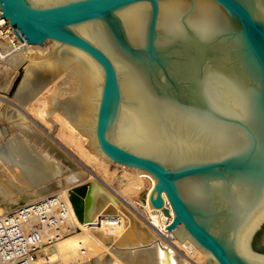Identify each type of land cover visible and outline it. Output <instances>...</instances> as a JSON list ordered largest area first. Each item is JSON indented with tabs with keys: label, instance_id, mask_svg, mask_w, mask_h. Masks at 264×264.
Returning a JSON list of instances; mask_svg holds the SVG:
<instances>
[{
	"label": "water",
	"instance_id": "water-1",
	"mask_svg": "<svg viewBox=\"0 0 264 264\" xmlns=\"http://www.w3.org/2000/svg\"><path fill=\"white\" fill-rule=\"evenodd\" d=\"M259 6L264 0H0L21 41L53 39L100 63V150L154 176L150 199L172 217L166 228L181 225L173 233L204 250L206 264H253L235 237L264 204ZM85 189L70 191L80 220ZM253 246L264 253V224Z\"/></svg>",
	"mask_w": 264,
	"mask_h": 264
},
{
	"label": "bare ground",
	"instance_id": "bare-ground-1",
	"mask_svg": "<svg viewBox=\"0 0 264 264\" xmlns=\"http://www.w3.org/2000/svg\"><path fill=\"white\" fill-rule=\"evenodd\" d=\"M258 8L264 17V7ZM22 42H8L0 52V214L56 192L66 200L73 225L34 264H206L204 250L173 233L181 225L166 228L172 217L150 199L154 176L100 150L95 131L105 77L100 63L53 39ZM18 78L14 94L8 95ZM112 166L122 169L118 193L97 174ZM145 178L151 184L139 209L134 197ZM83 184H88L86 218L80 220L70 191ZM263 224L264 204L243 221L235 237V249L253 264L264 263V253L253 246Z\"/></svg>",
	"mask_w": 264,
	"mask_h": 264
},
{
	"label": "built area",
	"instance_id": "built-area-1",
	"mask_svg": "<svg viewBox=\"0 0 264 264\" xmlns=\"http://www.w3.org/2000/svg\"><path fill=\"white\" fill-rule=\"evenodd\" d=\"M0 52L8 42L22 44L9 20L1 16ZM64 197L51 193L0 214V263L34 264L40 254L73 231Z\"/></svg>",
	"mask_w": 264,
	"mask_h": 264
},
{
	"label": "rangeland",
	"instance_id": "rangeland-1",
	"mask_svg": "<svg viewBox=\"0 0 264 264\" xmlns=\"http://www.w3.org/2000/svg\"><path fill=\"white\" fill-rule=\"evenodd\" d=\"M22 75L20 77H22ZM19 79H21V78H18V80L15 83L13 89L10 92L7 93L8 95L14 94V92H15V90H16L19 82H20ZM4 125L7 126L8 123L4 122ZM85 166L88 167L86 164H85ZM109 168L110 169H105V170L101 169L99 172H97V174H99V177H100L99 179L103 183L106 182V183H104L105 185L107 184V186H109V187L113 186L112 189H113V191H115L119 187L118 186L119 180L122 178V176L120 177V175L122 174V169H121V167H116V166H112V167H109ZM95 172H96V170H95ZM150 184H151V180L149 178H145L144 182H143L142 189L139 191L138 195L134 197V201L136 202V204L139 207V209L142 208V204L141 203H144L146 201V199H147V194H148V191H149ZM87 187H88V184H86V189H87ZM115 192H117V191H115ZM120 196H122V195H120ZM129 206H130V203H129Z\"/></svg>",
	"mask_w": 264,
	"mask_h": 264
}]
</instances>
